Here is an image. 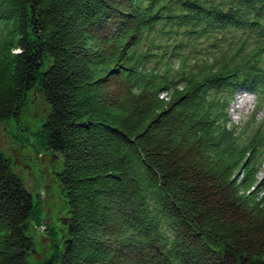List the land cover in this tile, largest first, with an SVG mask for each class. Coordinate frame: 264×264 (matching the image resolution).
<instances>
[{
  "label": "trees",
  "instance_id": "obj_1",
  "mask_svg": "<svg viewBox=\"0 0 264 264\" xmlns=\"http://www.w3.org/2000/svg\"><path fill=\"white\" fill-rule=\"evenodd\" d=\"M34 91L66 223L35 258L0 150V264H264V118L228 112L264 106V0H0V127Z\"/></svg>",
  "mask_w": 264,
  "mask_h": 264
},
{
  "label": "rangeland",
  "instance_id": "obj_2",
  "mask_svg": "<svg viewBox=\"0 0 264 264\" xmlns=\"http://www.w3.org/2000/svg\"><path fill=\"white\" fill-rule=\"evenodd\" d=\"M261 104H258L257 97L253 94L239 91L228 109L232 122L239 129L247 130L257 125L264 118V106ZM46 110V104L39 92L34 91L29 94L27 104L19 115V123L9 121L0 127V150L11 160L13 169L20 175L33 199L39 201L41 222H29L25 228L34 239L35 258H41L49 252V235L45 228L50 226L60 236L66 223L63 197L55 174L58 156L48 151H38L32 145L33 132ZM262 159L258 180L264 183V154Z\"/></svg>",
  "mask_w": 264,
  "mask_h": 264
},
{
  "label": "water",
  "instance_id": "obj_3",
  "mask_svg": "<svg viewBox=\"0 0 264 264\" xmlns=\"http://www.w3.org/2000/svg\"><path fill=\"white\" fill-rule=\"evenodd\" d=\"M27 227V224L20 226L21 229H25Z\"/></svg>",
  "mask_w": 264,
  "mask_h": 264
}]
</instances>
